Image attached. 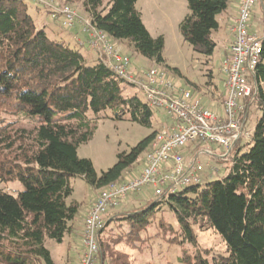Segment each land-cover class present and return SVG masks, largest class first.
<instances>
[{
	"label": "trees",
	"instance_id": "trees-1",
	"mask_svg": "<svg viewBox=\"0 0 264 264\" xmlns=\"http://www.w3.org/2000/svg\"><path fill=\"white\" fill-rule=\"evenodd\" d=\"M63 1L69 6L78 0ZM139 1L82 0V8L115 45L126 43L134 53L163 64L165 39L150 34ZM231 1L187 0L189 14L180 32L195 52L213 55L218 18ZM34 3L39 11L40 3ZM56 20L61 24L59 15ZM262 40L261 60L251 77L257 95L248 105L249 110L255 106L260 117L248 143L235 144L228 173L205 186L179 190L167 200L153 196L127 211L110 212L98 234L97 263L128 264L109 252L113 238L106 239V234L115 226L121 242L141 250L161 236L195 248L193 256L184 253L181 264H264ZM90 61L79 49L52 40L45 27L39 29L26 0H0V154L5 151L0 182L23 186L17 196L0 191V264H55L46 241L61 244L66 236L73 238L82 209L77 201L68 203L74 192L72 180L81 178L96 191L123 181L160 130L130 153L119 155L116 165L98 176L92 161L81 159L78 150L92 140L101 114L109 112L116 121L152 129L155 111L138 95L126 97L131 85L102 59ZM165 212L174 215L177 225L158 217ZM154 224L158 233L150 236ZM198 226L223 240L226 256L214 257L210 250L198 248Z\"/></svg>",
	"mask_w": 264,
	"mask_h": 264
},
{
	"label": "built area",
	"instance_id": "built-area-1",
	"mask_svg": "<svg viewBox=\"0 0 264 264\" xmlns=\"http://www.w3.org/2000/svg\"><path fill=\"white\" fill-rule=\"evenodd\" d=\"M34 1L51 5L44 0ZM257 2L240 0L238 15L230 26L229 55L221 67L225 93L220 110L207 107L199 97L174 85L158 68L133 71L131 58L88 18L81 19L69 6L54 11L51 5L53 18L59 15L62 28L73 30L79 24L86 38L83 45L96 52L119 78L136 87L150 108L164 114L168 122L157 132L143 169L101 190L89 207L83 222L78 264H97L98 234L109 213L121 208L129 197L150 190L155 197L167 200L179 190L202 184L208 165H203L199 156L228 160L237 141L251 138L247 129L248 105L257 95L251 77L263 52V40L251 32ZM214 147L225 153L217 156ZM209 168L212 174L218 173V169Z\"/></svg>",
	"mask_w": 264,
	"mask_h": 264
},
{
	"label": "rangeland",
	"instance_id": "rangeland-1",
	"mask_svg": "<svg viewBox=\"0 0 264 264\" xmlns=\"http://www.w3.org/2000/svg\"><path fill=\"white\" fill-rule=\"evenodd\" d=\"M51 4L53 10H60L65 7L63 0H44ZM30 7V14L35 19L39 29L46 28L49 37L59 43H64L72 49H79L86 56L87 50L78 48L74 42L71 30L63 29L60 22L53 18L51 13V5L40 4L38 11L35 8L34 0H26ZM68 5V4H67ZM73 8L81 19H85L86 15L82 8V0L71 2L69 5ZM138 8L143 13V22L150 34L157 38L163 36L165 39V48L163 51V59L165 63L156 64L143 56L134 53L129 49L128 45L117 44L116 46L131 58L132 70H149L152 67L158 68L166 74V76L177 87L189 91L199 97L203 104L209 108L215 107L213 99H209L201 90L214 92L217 88L219 93H225V77L221 72L223 62L229 55L228 43L230 35L225 32L224 27L215 32L213 38L217 44L212 56L205 57L195 52L188 45L180 32V24L189 14L187 0H140ZM251 24L254 27V33L261 39H264V7L256 6L255 14L252 16ZM81 28V26H80ZM92 62V61H90ZM216 87V88H215ZM126 97L138 95L143 101V94L132 86H127L124 92ZM91 117L94 118L93 115ZM260 111L252 106L249 111L247 129L253 131ZM164 114L155 110L153 119V128L148 129L130 121H116L110 113L101 114V118L97 121V128L91 141L79 147L78 154L81 159L91 160L98 176L103 172L111 169L116 165L119 155L128 154L137 147L141 142L147 139L154 131L159 130L164 122ZM17 126L16 128H18ZM28 129L30 128L27 127ZM249 140L243 139L241 145L244 146ZM215 154L223 155L225 151L213 148ZM147 152L140 158L139 163L127 172L126 177H130L134 173H138L144 167ZM0 160L5 161V151L0 154ZM231 157L228 160L210 157L208 155L199 156V161L203 165H208L203 173V185L218 180L228 173V167ZM209 167L218 169V173L212 174ZM74 192L68 203L77 201L82 204L80 218L83 216L85 203H88L92 197L93 189L83 179L75 178L72 180ZM0 191L17 196L23 191V186L18 183L0 182ZM144 195V193H142ZM141 194V195H142ZM84 205V206H83ZM131 208V207H130ZM129 210L127 207H121L117 211L123 212ZM172 225H177L176 219L171 213L158 214ZM78 221V222H79ZM77 222V224H78ZM159 219H156V225ZM154 224L149 229V235L158 233V229ZM112 228V227H111ZM198 236V248L200 250H210V254L214 257L226 256V246L223 240L211 229L205 227H195ZM169 236H161L151 239L148 247L143 250L134 248L130 243L124 241L117 236L116 228L113 231H107L106 239L113 238L110 245V253L118 256L128 264H181L179 259L184 257V253L193 256L196 249L190 245L181 246L177 243H171ZM79 236L70 238L66 236L63 243L59 244L53 240L46 241V248L50 251L55 264H78L79 263ZM120 242H115V241ZM114 241V242H113ZM80 250V254H81ZM97 264H100L98 262Z\"/></svg>",
	"mask_w": 264,
	"mask_h": 264
},
{
	"label": "crops",
	"instance_id": "crops-1",
	"mask_svg": "<svg viewBox=\"0 0 264 264\" xmlns=\"http://www.w3.org/2000/svg\"><path fill=\"white\" fill-rule=\"evenodd\" d=\"M239 2H240V0H232L230 5H229V8L227 9V11H225L218 18L219 19V24H220V28H219L218 32L222 29V27H224V29H225L224 31L227 32L230 35V39L227 41L228 50H229L230 43L232 41V36H231V33H230V26L232 25L233 21L235 20V18L238 15ZM260 5L264 7V0H258L256 6H260ZM254 14H255V11H254ZM142 18H143V13H142ZM251 32L253 34H255L254 33V27H253L252 24H251ZM71 33L73 34V39H74V42L77 45V47L78 48H84L85 50L88 51L87 54H86V57L89 60L95 62L96 60H98L100 58L98 56V54L96 52L92 51L87 45H83L86 42V38L81 33V28H80L79 24H77V26L73 30H71ZM121 45H123V44H121ZM120 50H121V48H120ZM121 51H123V49ZM202 91L205 92L204 94L207 97H209V99H213V103L212 104H215V107L220 110V107L222 106V103H223L224 95L219 93V90L217 88L215 89L214 92L209 91V90L208 91L201 90V92ZM248 118H249V116H248ZM166 123H168V122L166 121V118H165L162 126L165 125ZM93 191H94L93 192L94 195H92V197H91V199H90V201L88 203H85V206L83 205L84 206L83 216L81 217L80 221L76 225V234H75V236H79L78 243H79L80 250H82V247H81V235H82V231H83L84 218H85V216L87 214V211H88L89 207L94 203V201L96 200V198L98 197V195L100 193V191H96L95 189H93ZM153 196H154V194H153L152 191L145 190L144 191V195L140 194V195H135V196L129 197L127 202L122 207H127L128 209H131V208L137 207V206H139L141 204L143 205V204H145L147 202V200H149ZM115 211H117V210H115ZM124 211H126V210H124ZM80 250H79V257H80ZM81 253H82V251H81Z\"/></svg>",
	"mask_w": 264,
	"mask_h": 264
}]
</instances>
